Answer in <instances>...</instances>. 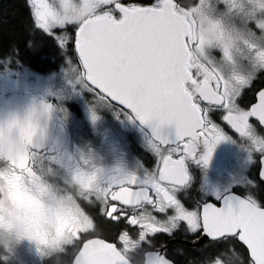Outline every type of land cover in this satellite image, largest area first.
<instances>
[{"label": "snow or ice", "instance_id": "1", "mask_svg": "<svg viewBox=\"0 0 264 264\" xmlns=\"http://www.w3.org/2000/svg\"><path fill=\"white\" fill-rule=\"evenodd\" d=\"M25 5L27 48L37 52L38 40L55 42L79 60L78 82L97 100L129 120L154 123L157 132L176 128L175 141L158 136L152 144L154 167L142 178L129 174L101 183L100 169L78 176L86 199L72 229L79 244L72 264H82L78 257L98 221L114 229L105 243L118 253L117 264H264V45L250 40L243 60L227 45L221 59L194 54L190 9L182 0ZM51 107L45 104V112ZM30 121L31 114L27 127L13 121L29 142ZM229 129L248 141L255 176L243 179L242 193H218L219 203L188 206L180 196L190 182L188 162L206 167ZM193 251L198 259L187 260Z\"/></svg>", "mask_w": 264, "mask_h": 264}, {"label": "flooded vegetation", "instance_id": "2", "mask_svg": "<svg viewBox=\"0 0 264 264\" xmlns=\"http://www.w3.org/2000/svg\"><path fill=\"white\" fill-rule=\"evenodd\" d=\"M182 2L190 9L188 20L197 41L194 54L221 59L218 53L227 45L243 60L245 45L250 40L264 45V30H257L258 25L264 24V0ZM19 4L24 18L16 23L21 26V38H24L28 9L25 0H19ZM68 27L71 29L74 25ZM37 42L42 45L41 51L31 52L23 42L14 47L13 57L0 55V72L15 71L14 80L2 79L0 75V82L4 80L13 84L8 92L29 94L36 102L45 100L52 106L50 112L53 116L51 119L43 107L22 106L0 124V141L6 149L20 152L25 145L30 151L28 167L17 169L13 166L18 181L7 187L0 185L3 191L1 200L9 207L1 209L8 221L0 218V239L11 249L25 229L22 235H27V253L20 260L15 257L17 264H72L71 257L79 249L72 229L77 228L83 218L86 199V189L78 176L85 171L93 173L100 169L101 183L129 174L142 178L154 167L156 155L152 144L156 140L147 124L129 120L119 109L97 100L90 89L78 82L82 69L77 58L61 51L53 41ZM3 56H10V60ZM18 60L20 63L24 61V66L20 67ZM241 67H244L243 63ZM224 70L230 72L231 67L225 65ZM28 109L34 110L31 113L30 142L13 123L19 121L20 125L27 127ZM93 111L98 117L95 121L92 120ZM14 126L17 128H12ZM225 135L228 138L216 144L206 167L188 162L190 182L180 194L188 206L202 202L219 203L216 199L218 193H242L245 190L243 179L255 176L256 163L249 160L248 141L230 129ZM2 155L1 172L12 173L11 164L5 162ZM20 162L21 159L19 164L24 166ZM113 231L111 226L98 221L94 238L105 240ZM186 259L195 261L198 257L193 251Z\"/></svg>", "mask_w": 264, "mask_h": 264}, {"label": "trees", "instance_id": "3", "mask_svg": "<svg viewBox=\"0 0 264 264\" xmlns=\"http://www.w3.org/2000/svg\"><path fill=\"white\" fill-rule=\"evenodd\" d=\"M21 7L19 0H0V54L12 52L17 44L24 42L21 26L16 23L24 18Z\"/></svg>", "mask_w": 264, "mask_h": 264}, {"label": "water", "instance_id": "4", "mask_svg": "<svg viewBox=\"0 0 264 264\" xmlns=\"http://www.w3.org/2000/svg\"><path fill=\"white\" fill-rule=\"evenodd\" d=\"M148 125L157 134V137L166 138L169 141L176 139V128L174 124L164 125L158 132L154 130V123H148ZM84 253L85 260L82 264H117L118 253L112 246H108L106 243H100L98 246H95L93 242H89L81 252V259Z\"/></svg>", "mask_w": 264, "mask_h": 264}, {"label": "rangeland", "instance_id": "5", "mask_svg": "<svg viewBox=\"0 0 264 264\" xmlns=\"http://www.w3.org/2000/svg\"><path fill=\"white\" fill-rule=\"evenodd\" d=\"M259 22H262V19H259ZM8 51H11V50H8ZM14 51V49L12 50ZM2 79H6V77H2ZM1 80V78H0ZM13 87V84L11 82H5L4 80H2V82H0V106H1V99H2V95L5 91V89H12ZM0 181L2 183V185L4 187H7L9 186L6 179H2L0 178ZM12 207L14 208H18L19 206L17 205H11ZM0 209H3L2 207H0ZM0 213H2V211L0 210ZM28 244L27 242H23V241H16V244H14L12 246V248L15 250V253L14 255H17L19 254L20 252H23V250H25L27 248Z\"/></svg>", "mask_w": 264, "mask_h": 264}, {"label": "bare ground", "instance_id": "6", "mask_svg": "<svg viewBox=\"0 0 264 264\" xmlns=\"http://www.w3.org/2000/svg\"><path fill=\"white\" fill-rule=\"evenodd\" d=\"M41 46H42V45H41ZM40 48H41V47H40ZM41 49H42V48H41ZM41 49H40V51H41ZM14 51H15V50H14ZM27 52H28V51H27ZM31 52H32V51H31ZM31 52H30V54H31ZM9 53H11V52H9ZM11 54H12V53H11ZM17 54H18V53H17ZM17 54H16V56H17ZM24 54H25V55H28V54H26V53H24ZM35 54H36V53H35ZM37 54H38V53H37ZM42 54H43V53H42ZM44 54H47V53L44 52ZM13 55H14V54H13ZM13 55H12L11 57H13ZM19 55L21 56V54H19ZM16 56H15V57H16ZM22 56H24V55H22ZM28 56H29V55H28ZM28 56H27V57H28ZM31 56H32V55H31ZM42 56H43V55H42ZM46 56H47V55H46ZM4 57H5V56H3V58H4ZM6 57H7V56H6ZM6 57H5L4 59H6ZM9 57H10V56H8L7 58H9ZM27 57H26V58H27ZM32 57H33V56H32ZM16 58H17V57H16ZM16 58H15V59H16ZM21 58H22V57H21ZM21 58H19V60H20ZM39 58H40V57H39ZM41 58H42V57H41ZM44 58H45V56H44ZM0 59H2V56L0 57ZM15 59H14V60H15ZM27 59H28V58H27ZM8 60H10V58H9ZM8 60H7V61H8ZM19 60H18V61H19ZM41 60H42V59H41ZM4 61H5V60H4ZM4 61H3V62H4ZM33 61H34V60H33ZM36 61H37V59H36ZM1 62H2V61H1ZM20 62H21V61H19V63H20ZM26 62H27V61H26ZM43 62H44V61H43ZM13 63H15V61H13V62L11 61V64H13ZM22 63H24V61H23ZM22 63H20V64H21L20 67H21V66H24V64L22 65ZM32 63H33V62H32ZM40 63H42V62L40 61ZM40 63H39V64H40ZM15 64H16V63H15ZM25 64H26V63H25ZM27 64H28V62H27ZM39 64H38V65H39ZM6 65H7V64H6ZM8 65H10V63H8ZM14 66H15V65H14ZM14 66H13V67H14ZM18 66H19V65H18ZM28 66H29V65H28ZM31 66H32V65H31ZM33 66H34V65H33ZM26 68H27V67H26ZM33 69H34V68H33Z\"/></svg>", "mask_w": 264, "mask_h": 264}]
</instances>
